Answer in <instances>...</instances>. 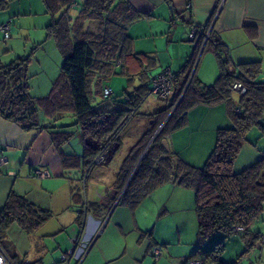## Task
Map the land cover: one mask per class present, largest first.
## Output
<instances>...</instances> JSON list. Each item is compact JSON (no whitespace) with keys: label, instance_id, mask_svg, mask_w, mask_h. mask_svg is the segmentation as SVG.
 <instances>
[{"label":"crops","instance_id":"0c3cea01","mask_svg":"<svg viewBox=\"0 0 264 264\" xmlns=\"http://www.w3.org/2000/svg\"><path fill=\"white\" fill-rule=\"evenodd\" d=\"M10 1L0 9V24L10 21L11 27L7 40H3L0 31V65L28 55L37 44L40 46L33 58L41 65L36 55L48 44L56 56L53 74L46 82L50 89L59 73L62 54L48 32L61 11L47 12L42 0ZM123 1L136 12L125 27L128 38L123 46L127 54L121 57L123 65L117 61L93 77L91 94L97 107H120L125 91L131 92L142 83L149 87V78L165 67L175 74L177 85L191 68L199 85L209 86L222 70L237 72L238 64L258 61V80L264 81V0ZM78 8V4L72 6L70 13L77 15ZM193 22L203 25L205 34L212 32L217 41L214 46L220 49L218 54L210 46L205 49V35L197 42L188 38ZM86 26L92 30L101 27L98 21ZM32 65L33 62L29 69ZM31 74L34 78L38 72ZM105 84L112 88L111 98L104 99L101 92L97 93ZM232 99L236 102L238 94L232 92ZM159 100L154 93L147 96L123 130L112 158L100 170H96L100 165L85 170L77 127L70 126L79 143L74 151L69 147L72 137L58 145L52 140V129L25 131L0 115V156L7 158L6 164L0 166V211L14 190L51 213V218L35 232L28 233L16 223L7 229L0 245L13 264H55L70 247L71 238L78 245L68 264H187L190 258L213 249L218 242L225 245L221 261L232 264L254 234L264 232L258 218L247 235L219 232L202 238L198 233L194 191L176 182L173 176L135 204L123 199L127 174L120 171L122 162L130 147L152 125V114L165 106V101ZM228 109L224 101L191 107L183 125L167 136L168 149L164 148L193 166H201L214 147L217 129L233 125ZM65 116L56 125H65ZM262 152L264 130L254 127L242 142L234 171L260 160ZM36 170H48L50 176L39 178L34 174ZM155 246L162 251L156 259L151 255ZM254 255L249 252L238 264H249Z\"/></svg>","mask_w":264,"mask_h":264},{"label":"trees","instance_id":"16d2710c","mask_svg":"<svg viewBox=\"0 0 264 264\" xmlns=\"http://www.w3.org/2000/svg\"><path fill=\"white\" fill-rule=\"evenodd\" d=\"M42 1L47 12L55 14L61 11L60 17L54 20L56 24L53 23L48 32V37L58 42L62 54L59 73L52 81L49 92L36 99L30 93L33 74L29 68L39 44L34 45L28 55L15 57L0 65V115L25 131L52 129V140L58 145L74 135V131H67V126L77 127L88 171L103 149L111 144L117 147L125 127L138 114L147 96L153 94L154 78L168 67L149 78V87L147 83H142L131 92L125 91L126 98L120 101V107H97L91 94L93 77L97 72L108 70L117 61L123 65L121 57L127 54L123 45L128 38L125 27L136 17V12L123 0H85L78 4L79 13L74 16L70 9L77 5L76 0ZM6 4V1L0 0V9ZM92 21H98L102 28L92 30L91 26H86ZM4 23L9 24L8 37L0 31L3 40H7L11 35L10 21ZM214 44L217 41L213 40L210 32L205 49L210 46L218 54L220 49ZM221 64L223 66V62ZM259 73L258 61L244 62L238 64L237 72L222 70L214 84L200 86L191 68L178 85L172 72L170 93L165 98H159L154 93L158 99L165 101V106L152 114V125L130 147L122 162L120 171L127 174L123 199L135 204L173 176L176 182L194 191L198 233L202 238L219 232L228 236L250 233L251 224L264 212V152L260 160L239 172L234 171V162L247 133L254 127L264 130V81L258 80ZM235 81L246 87V92L238 94L236 102L230 90ZM102 88L97 93L101 92L104 99L111 98L112 94L103 96ZM221 101L229 105L233 125L217 129L214 147L201 166H193L164 148L162 141L183 125L191 107ZM237 109L240 111L237 112ZM63 115L71 121L56 125ZM87 171L85 178L83 175V183ZM50 218V211L11 190L0 211V239L12 223L32 233ZM235 226L241 229L235 231ZM262 237L264 233L254 234L246 250L232 264H238L249 252L257 251V245L264 241ZM224 248V243L218 242L213 249L192 258L198 259L201 264H224L220 259Z\"/></svg>","mask_w":264,"mask_h":264},{"label":"built area","instance_id":"2783aa9c","mask_svg":"<svg viewBox=\"0 0 264 264\" xmlns=\"http://www.w3.org/2000/svg\"><path fill=\"white\" fill-rule=\"evenodd\" d=\"M0 30L4 34V37H8L9 33V24L4 23L0 25ZM205 35V39L208 37L209 33L205 34V28L202 25H199L197 23H192L188 32V38L194 42H197L199 37ZM172 79H173V74L169 68H165L162 71H160L157 76L153 80V85H152V91L153 93H156L160 98H165L171 91V85H172ZM231 92H235L237 94H244L246 92V87L240 82V81H235L230 88ZM102 94L103 96H110L112 94V89L108 85H104L102 88ZM240 110L237 109V112ZM114 144H111L109 148L103 149L93 160V166L94 165H101L107 163L112 154V147ZM7 158L4 156H0V166L3 164H6ZM35 176L39 178H47L50 176V173L48 170H43V171H34ZM85 178V175H84ZM241 229L240 226H235L234 230L239 231ZM264 238V237H262ZM71 245L70 247L66 250L64 254L60 256V259L58 262L55 264H68V258L74 254L75 252V247L78 245V241L75 238L70 239ZM254 256L252 260H250L249 264H258V254L256 253V250H253ZM162 254V251L159 247H153L152 248V257L154 259L159 258ZM0 264H13L9 256L6 254L2 246L0 245ZM26 264V263H22ZM187 264H201V262L198 259L195 258H190L187 261Z\"/></svg>","mask_w":264,"mask_h":264},{"label":"rangeland","instance_id":"374dc122","mask_svg":"<svg viewBox=\"0 0 264 264\" xmlns=\"http://www.w3.org/2000/svg\"><path fill=\"white\" fill-rule=\"evenodd\" d=\"M1 1H6L8 4L9 2H11L10 0H1ZM76 4H80V0H76ZM30 50L32 51L33 48H31ZM36 57L39 60V63H41V65L37 64V62L35 63L34 58H33L32 59L33 65H32V68L30 69L31 71L29 72L31 73L38 72V74L34 75V78L30 79V85H31L30 93L34 98L38 99V98H41L40 97L41 95H46L50 90L47 87L46 82L49 80L48 77H50V75L53 74V67H54L53 62L56 59V56L54 55L52 48L48 44H46L44 49H40L38 51ZM163 101L164 100L160 99L158 102H163ZM38 108H41V107H38ZM63 120L66 122H69L71 119L66 116L63 118ZM67 131H72L70 126L67 128ZM78 146H79V143L77 142V139L73 136L71 138V141L69 142V147L74 149V151H76L78 149ZM115 149L116 147L115 145H113L112 152ZM105 164L103 163L101 165H105ZM101 165L99 167L97 166L98 168L96 170H100L102 168ZM93 167L95 168L96 166H93ZM261 217L264 218V212H262V214L260 215L257 221V222H260V225L262 227H264V220H262ZM256 253L258 254L260 258L259 264L264 263V241H262L259 245H257Z\"/></svg>","mask_w":264,"mask_h":264},{"label":"water","instance_id":"95a60500","mask_svg":"<svg viewBox=\"0 0 264 264\" xmlns=\"http://www.w3.org/2000/svg\"><path fill=\"white\" fill-rule=\"evenodd\" d=\"M153 136H154V134H153ZM162 144H163V146H164L166 149H168V144H167L166 140H163V141H162Z\"/></svg>","mask_w":264,"mask_h":264},{"label":"clouds","instance_id":"9594fccd","mask_svg":"<svg viewBox=\"0 0 264 264\" xmlns=\"http://www.w3.org/2000/svg\"><path fill=\"white\" fill-rule=\"evenodd\" d=\"M161 127V126H160ZM159 131V128L156 130V132H158Z\"/></svg>","mask_w":264,"mask_h":264}]
</instances>
